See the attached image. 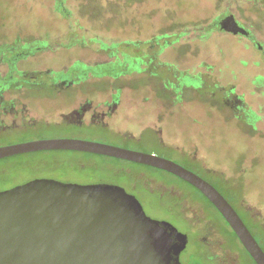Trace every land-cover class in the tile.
<instances>
[{"label":"rangeland","instance_id":"obj_1","mask_svg":"<svg viewBox=\"0 0 264 264\" xmlns=\"http://www.w3.org/2000/svg\"><path fill=\"white\" fill-rule=\"evenodd\" d=\"M62 5L0 0V97L18 107L0 118V146L74 138L155 153L234 194L264 232V0ZM193 10L207 20L172 26ZM230 14L250 33L222 29ZM36 176L124 187L187 235L183 264H255L220 213L171 173L75 151L0 160V190Z\"/></svg>","mask_w":264,"mask_h":264},{"label":"water","instance_id":"obj_2","mask_svg":"<svg viewBox=\"0 0 264 264\" xmlns=\"http://www.w3.org/2000/svg\"><path fill=\"white\" fill-rule=\"evenodd\" d=\"M220 27L248 33L234 14ZM52 149L116 157L184 179L214 204L255 262L264 264V249L224 194L169 158L84 139L47 138L0 146V159ZM187 243L186 234L148 216L139 199L117 184L41 177L0 190V264H183Z\"/></svg>","mask_w":264,"mask_h":264},{"label":"trees","instance_id":"obj_3","mask_svg":"<svg viewBox=\"0 0 264 264\" xmlns=\"http://www.w3.org/2000/svg\"><path fill=\"white\" fill-rule=\"evenodd\" d=\"M63 1L64 0H57V7H55L56 9H60L63 5ZM178 5H180L178 3ZM63 8V7H62ZM189 12V14L181 19V20H178V21H172V26H179L180 28H188L190 26H195V25H199V24H202L203 22H205L207 20V17H203L204 15H202V13L200 14V12H197V10H193V11H187ZM164 29V26H162V30ZM117 71L114 69V70H111V73H116ZM117 74V73H116ZM14 101L13 100H8V101H5V100H0V108L2 110V113H7V112H13L15 110V108H13L15 105V103H13ZM98 122V120H97ZM100 123V122H98ZM102 123V122H101ZM103 126H105L106 124L105 123H102ZM45 151H75V152H79V153H83V154H86V155H97V156H101V157H104V158H109L113 161H116V162H119V161H125V162H132V163H136V164H139V165H143V166H146L147 168H151V169H154V170H158V171H161V172H166V173H170L168 171H165L163 169H160V168H156V167H153V166H150V165H145V164H141V163H137V162H133V161H129V160H124V159H120V158H116V157H111V156H106V155H101V154H96V153H92V152H84V151H78V150H64V149H52V150H41V151H34V152H28V153H22V154H17V155H25V154H38V153H43ZM13 156H16V155H13ZM13 156H9V157H13ZM9 157H5V158H1L0 160H3V159H6V158H9ZM172 174V173H171ZM174 175V174H173ZM176 176V175H174ZM178 177V176H176ZM35 177H31L29 179H26L24 180V182L22 183H25L29 180H32L34 179ZM36 178H40V177H37ZM180 178V177H178ZM182 179V178H180ZM184 180V179H182ZM185 181V180H184ZM187 182V181H186ZM188 184H190L189 182H187ZM21 184V183H20ZM17 185V184H15ZM14 185V186H15ZM192 185V184H190ZM214 185V184H213ZM193 187H195L194 185H192ZM13 187V186H11ZM11 187H5L3 189H7V188H11ZM196 188V187H195ZM199 193L207 199V201L219 212V210L214 206V204L198 189L196 188ZM2 190V189H1ZM224 194V193H223ZM224 196L230 201V203L233 205L232 203V200H236L237 197L232 194V193H229V195H225ZM237 210V209H236ZM238 211V210H237ZM255 212L254 210L252 209H248L247 210V216H249L250 218L254 219V217L251 215L253 214L255 217H257L255 215ZM220 213V212H219ZM238 213L241 215V217L243 218V220L245 221V223L247 224V226L250 228L251 232L253 233V235L256 237L257 241L260 243V245L262 246V248L264 249V232H261L260 229L262 230V227H260L259 225L256 224V221L249 219L250 221V224L248 223V221L243 217V215L238 211ZM220 215L223 217V215L220 213ZM224 218V217H223ZM224 220L226 221V219L224 218ZM226 223L228 224V226L231 228L233 234L236 236V238L240 241V239L238 238V236L236 235V233L234 232V230L232 229V227L229 225V223L226 221ZM241 245L243 246L244 250L247 252V254L249 255L250 259L255 263V260L252 258V256L249 254V252L246 250V248L244 247V245L242 244V242L240 241Z\"/></svg>","mask_w":264,"mask_h":264},{"label":"flooded vegetation","instance_id":"obj_4","mask_svg":"<svg viewBox=\"0 0 264 264\" xmlns=\"http://www.w3.org/2000/svg\"><path fill=\"white\" fill-rule=\"evenodd\" d=\"M235 17H236V15H235ZM225 18V17H224ZM236 20L238 21V23L240 24V21H239V19L236 17ZM250 33V31L248 30V33L247 34H249ZM5 98L4 97H0V100L2 101V100H4ZM11 100H13V99H11ZM14 101V100H13ZM13 103H15V102H13ZM15 105V104H14ZM13 108H15V110L13 111V112H7V113H2V110H1V108H0V118L4 115V114H6V115H11L12 113V116H14V115H16L17 114V106L15 105Z\"/></svg>","mask_w":264,"mask_h":264}]
</instances>
